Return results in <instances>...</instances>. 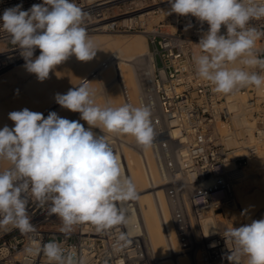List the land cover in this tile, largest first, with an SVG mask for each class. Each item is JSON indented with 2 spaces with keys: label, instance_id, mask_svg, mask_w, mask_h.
Segmentation results:
<instances>
[{
  "label": "clouds",
  "instance_id": "9594fccd",
  "mask_svg": "<svg viewBox=\"0 0 264 264\" xmlns=\"http://www.w3.org/2000/svg\"><path fill=\"white\" fill-rule=\"evenodd\" d=\"M167 2V14L190 15L209 25L196 44L200 54L193 62L196 75L213 92L227 95L246 87L264 89V55L257 50L264 28L253 24L264 21V0ZM89 15L75 0H43L28 10L18 4L4 10L0 30L21 49L26 70L44 81L71 55L85 62L96 56L98 49L85 27ZM37 48L40 54L33 58ZM90 85L83 79L66 94L54 97L62 108L79 113L87 129L79 120L62 118L55 111L44 118L28 108L8 114L14 127L0 128V161L10 165L0 171V230L11 226L30 240L40 239L39 246L24 249L27 264L41 254L48 264H83L75 246L66 248L55 238L43 241L27 211L30 200L60 220L59 231L65 239L77 225L87 223L97 233L115 232L117 248L131 243L126 205L136 201L139 193L108 134L134 137L147 150L157 135L152 111L146 104L102 106ZM223 237L232 246L222 259L230 264H264V218L231 227Z\"/></svg>",
  "mask_w": 264,
  "mask_h": 264
},
{
  "label": "built area",
  "instance_id": "2783aa9c",
  "mask_svg": "<svg viewBox=\"0 0 264 264\" xmlns=\"http://www.w3.org/2000/svg\"><path fill=\"white\" fill-rule=\"evenodd\" d=\"M90 15L85 27L88 34L99 31L144 33L148 43L147 61L140 71L138 106L151 108L157 133L151 146L155 163L165 186L175 232L181 249L190 245L200 253L202 264H218L230 253L222 229L216 234L203 232L201 222L205 212L215 213L224 205L233 204L235 185L245 175L249 159L262 147L264 138V89H238L231 94H218L196 75L193 57L200 54L196 45L203 25L192 16L167 14V0H75ZM43 0H0V16L7 8L22 5L28 10ZM2 24V21H0ZM264 28V21H253ZM190 25V26H189ZM187 28V30H186ZM225 29L222 27V32ZM12 45L7 33L0 30V71L7 64V52ZM257 50L264 55V39L257 42ZM106 66V64H104ZM125 90V87H123ZM246 96V111L238 113L231 107V95ZM255 122L253 136L239 120ZM225 128L222 129L221 126ZM110 145L123 154L115 138L108 136ZM125 174L126 169L124 168ZM130 215L127 232L131 243L122 249L115 247V232L97 233L90 224L77 225L70 238L60 233V220L49 216L38 203L29 201L27 211L44 242L57 239L76 252L83 264H150L146 255L138 219V201L126 205ZM242 221L237 227L250 224ZM197 224L200 235L193 231ZM39 246L40 239L30 240L19 230H0V264H27L24 249ZM215 244V247L211 245ZM32 264H48L41 254L32 257Z\"/></svg>",
  "mask_w": 264,
  "mask_h": 264
},
{
  "label": "bare ground",
  "instance_id": "6f19581e",
  "mask_svg": "<svg viewBox=\"0 0 264 264\" xmlns=\"http://www.w3.org/2000/svg\"><path fill=\"white\" fill-rule=\"evenodd\" d=\"M92 39L98 49L96 56L92 60L86 62L79 61L74 55H71L65 62L57 65L50 72L49 78L44 81H39L35 74L29 73L26 70L25 63L15 65L18 61L23 60L20 54V48L17 49L18 52L16 53H13L15 50L7 52V54L11 53L8 55V60H6L7 64L10 63V65L0 71V75L8 74V71L18 69V67L22 66L17 73L18 75H25L24 77L26 79L28 78V80L25 79V84L29 85H25V88L29 87L31 89L30 92H32L30 94H33L37 98V103L32 101L35 105L42 100H49L56 93L66 94L70 88L77 87L81 83V80L87 79L91 82L90 86L96 93L95 98L98 104L118 107L124 103H129L138 107L137 101L140 89L141 70L138 68H141L139 64L141 57L148 53L146 39L142 35L123 38H110L109 36L100 35ZM39 51L40 49L37 48L34 54H37ZM9 67L12 68L7 70ZM26 75H29V77ZM10 77L8 79L13 81L14 77ZM56 81L57 83H55ZM123 87H125V90ZM21 96V94L20 96L19 94L8 96V94L6 95V91L0 88V124L8 119V114L11 111H19L17 109L22 108L20 102ZM33 96L32 100H34ZM245 97L240 92L232 94L230 97L232 101L231 107L238 111V113H244L246 111ZM32 102L30 101V104ZM7 107L8 109H6ZM35 107L34 109L29 107V110L34 111L36 109ZM50 111L57 112L62 118L69 119L73 117V120H79L86 129L89 127L86 121L80 119L79 113L64 109L56 102H52L50 106L46 107L43 112L44 118H47ZM239 124L242 127H247L248 133L250 136H253L256 128L255 122H250L248 118H241ZM1 126H4V124H1ZM13 126L14 123H11L9 127L11 128ZM221 128L224 129L225 127L222 125ZM93 131L97 134H102L98 128H94ZM108 136L117 140L120 151L123 154L124 168L126 169L127 176L132 178L139 193V198L137 199L139 210L138 219L147 253L151 254L150 256L155 259L156 264H197L200 258L196 254L197 252L195 253V258L192 256V252L195 250L192 245L188 249H182L185 253L175 258V260L172 258L174 253H179L181 247L175 232L171 207L165 187L160 185L161 176L155 163L151 147L147 150L144 149L140 153L133 147L136 141L134 137L127 135L115 136L113 134H108ZM8 167H10L8 162L0 161V171ZM247 167L249 170L255 169L256 171L264 172V138L261 149L249 159ZM246 176L248 174L246 175L245 172L244 177L238 180V185L240 186L238 188L235 187L234 203L222 207L223 213L228 217L231 216L227 218L229 221L228 225L226 224L225 227H222V221L216 218L212 210H209L205 212L201 222L203 232L211 235L218 233L222 229L235 227L237 225L236 221H239L240 217L237 216L238 213L241 212L243 214L241 216L246 221L247 219L251 220L250 218L253 219L251 214L254 211V207L258 206L256 207L258 210L264 209V175L262 176V182L253 179L250 184H243ZM192 223L193 231L198 237L200 231H198L194 222ZM223 224L225 223L223 222ZM226 263L230 264V262H222V264Z\"/></svg>",
  "mask_w": 264,
  "mask_h": 264
},
{
  "label": "rangeland",
  "instance_id": "374dc122",
  "mask_svg": "<svg viewBox=\"0 0 264 264\" xmlns=\"http://www.w3.org/2000/svg\"><path fill=\"white\" fill-rule=\"evenodd\" d=\"M91 38H93V37H95V36H109L110 38H123V37H132V36H137V35H142L145 39H146V37H145V35H144V33H142L141 31H138V32H134V33H129V32H119V31H112V32H110V31H107V32H96V33H91V34H88ZM118 36V37H117ZM146 42H147V40H146ZM147 50H148V43H147ZM40 54V51L37 53V54H34V57H36L35 55H39ZM147 55V54H146ZM146 55L145 56H142L141 57V61H140V67L141 68H138L139 70L141 69L142 70V68L144 67V64H145V60L147 59V57H146ZM21 63H25V60L23 59V60H20V61H18L15 65H18V64H21ZM14 66V65H13ZM24 66V65H23ZM22 67V66H21ZM21 67H18V69L16 68V69H12V70H10V71H8V74L6 73L5 75H0V88H3L5 91H6V95L8 94V96H15V95H18L19 94V96H20V94L22 95L21 97V106H22V108L20 109V108H18L17 110H22V109H24V108H27V106H28V109H29V107L31 108L32 107V109H34V107L36 108L35 110H34V112H40V113H43L44 112V110L46 109V107H48V106H50L51 104H52V102H55V99H54V97H55V95L53 96V97H50L49 98V100L47 99V100H42L41 102H39L37 105H35V103L33 104V102L32 101H35L36 103H37V98H35L34 96H33V94H30V93H32V92H30L31 91V89L29 90L28 88H25V81L26 80H28V78L26 79V77H24L25 75H18V70H20V68ZM12 67H9L7 70H9V69H11ZM140 70V71H141ZM14 71V72H13ZM11 75H10V74ZM13 73V74H12ZM8 75V77H10V76H12V77H14V79H13V81H10V79H8V77H6ZM10 75V76H9ZM18 75V76H17ZM27 77H29V75H26ZM23 77H24V79H23ZM11 78V77H10ZM11 79V80H12ZM26 79V80H25ZM55 83H57V81L55 82ZM29 84H27L26 86H28ZM27 89H28V92H27ZM105 92V91H104ZM32 96L34 97L33 99L34 100H32ZM242 97V96H241ZM31 99V100H30ZM244 99V98H243ZM245 99H246V97H245ZM30 101L32 102V104H30ZM29 102V103H28ZM28 103V104H27ZM26 105V106H25ZM32 105V106H31ZM35 105V106H34ZM20 106V107H21ZM6 109H8V107L6 108ZM14 111V110H13ZM12 112V111H11ZM69 120H73V117L72 118H69ZM6 122V123H5ZM10 123L11 122V120L8 118V119H6V120H4L3 121V123H1V124H4V126L5 125H7V123ZM8 123V125L7 126H10V124L11 123H14L13 121L9 124ZM1 124H0V128H3V126H1ZM14 127V126H13ZM113 135H115V136H117L116 134H113ZM134 149L137 151V152H140V153H142L143 152V150H144V148L142 147V146H140V145H138L137 144V142L135 141V143H134ZM248 166V165H247ZM253 171H255V172H253ZM245 172H246V175L248 174V176H246L245 177V179H244V181H243V184L244 183H246V184H250L251 182H252V180L254 179V180H257L258 182H262L263 181V178H262V176L264 175V172H259V171H256L255 169L254 170H249L248 169V167H246V169H245ZM252 173V174H251ZM250 174V175H249ZM249 178V179H248ZM250 180V181H249ZM241 183H242V181H241ZM240 184V183H239ZM160 185H163L164 186V184H163V182L161 181V179H160ZM240 185H238V183L235 185V187H239ZM165 187V186H164ZM256 207H258V206H256ZM256 207H254V211L252 212V216L251 217H253V218H256V217H259V219H261V218H264V209H260V207H259V209L260 210H258V208H256ZM257 210V211H256ZM241 215H243L241 212L240 213H238L237 214V216H240L239 217V221H236L237 223V225L235 226V227H237L242 221H244L245 219H244V217L243 216H241ZM215 216H216V218L218 219V220H220V221H222V223H221V226L223 227H225V225L227 224L228 225V219L227 218H230V217H228V216H226L224 213H223V208L222 209H219V210H217L216 212H215ZM250 219H252V218H250ZM249 219H247L246 221H248ZM223 222L225 223V224H223ZM239 222V223H238ZM194 225H196L197 226V224L196 223H194ZM229 227V226H228ZM198 231H199V228H198ZM199 233V232H198ZM199 235V234H198ZM143 241H144V239H143ZM144 245H145V243H144ZM193 247V246H192ZM146 249V248H145ZM195 249V248H194ZM147 250V249H146ZM195 251V250H194ZM185 252L180 248L179 249V253H174L173 254V257L172 258H174V260H175V258H177L178 256H180L181 254H184ZM196 252H192V256L195 258V255L196 254H198V257L200 258V253L199 252H197L196 254H195ZM146 255H147V257H148V260H149V262H150V264H156L155 262V259L152 257V256H150L151 254H149V253H147V251H146ZM151 257V258H150ZM150 258V259H149ZM154 261V262H153ZM222 262H229V261H220L218 264H222ZM198 263H200V264H202L200 261H198ZM197 263V264H198Z\"/></svg>",
  "mask_w": 264,
  "mask_h": 264
},
{
  "label": "crops",
  "instance_id": "0c3cea01",
  "mask_svg": "<svg viewBox=\"0 0 264 264\" xmlns=\"http://www.w3.org/2000/svg\"><path fill=\"white\" fill-rule=\"evenodd\" d=\"M227 264V263H226Z\"/></svg>",
  "mask_w": 264,
  "mask_h": 264
}]
</instances>
